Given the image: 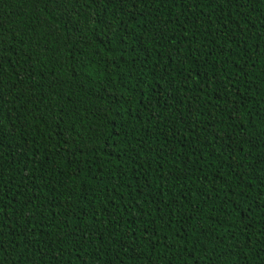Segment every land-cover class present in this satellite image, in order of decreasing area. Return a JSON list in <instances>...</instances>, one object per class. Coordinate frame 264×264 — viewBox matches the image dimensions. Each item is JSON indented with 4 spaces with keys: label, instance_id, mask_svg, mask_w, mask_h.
<instances>
[{
    "label": "trees",
    "instance_id": "trees-1",
    "mask_svg": "<svg viewBox=\"0 0 264 264\" xmlns=\"http://www.w3.org/2000/svg\"><path fill=\"white\" fill-rule=\"evenodd\" d=\"M0 264H264V0H0Z\"/></svg>",
    "mask_w": 264,
    "mask_h": 264
}]
</instances>
